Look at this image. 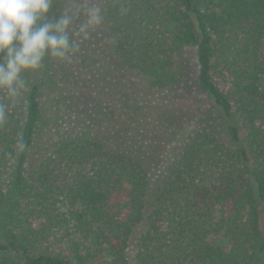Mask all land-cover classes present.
Masks as SVG:
<instances>
[{
  "label": "trees",
  "instance_id": "1",
  "mask_svg": "<svg viewBox=\"0 0 264 264\" xmlns=\"http://www.w3.org/2000/svg\"><path fill=\"white\" fill-rule=\"evenodd\" d=\"M66 6L76 8L54 0L50 14ZM101 9L117 66L154 91L182 82L179 57L195 49L198 89L231 146L191 133L156 184L149 155L120 140L60 135L29 162L46 128L41 87L30 83L22 106L0 90V264H264V0H102Z\"/></svg>",
  "mask_w": 264,
  "mask_h": 264
},
{
  "label": "rangeland",
  "instance_id": "2",
  "mask_svg": "<svg viewBox=\"0 0 264 264\" xmlns=\"http://www.w3.org/2000/svg\"><path fill=\"white\" fill-rule=\"evenodd\" d=\"M73 2L78 8L86 0ZM88 2L101 8L102 0ZM82 20V16L78 18L74 27ZM179 61L186 70L180 84L163 92L150 89L141 77L117 66L104 23L89 38L80 40L78 50L68 60L46 57L41 69L23 74L26 88L30 83L40 85L46 118V128L38 136L29 162L46 153L60 135L95 137L107 145L120 140L118 144L135 147L149 155L147 168L152 184H156L191 133L209 132L231 146L220 112L198 89L195 49H185ZM26 88L15 100H10L12 104L22 106ZM12 169L13 165L7 169V177ZM139 232L140 229L137 235ZM260 232L261 246L264 244L263 209ZM214 241L224 245V240ZM46 246L53 253L67 254L65 242L50 239ZM135 251L136 236L128 250L129 258L132 259Z\"/></svg>",
  "mask_w": 264,
  "mask_h": 264
},
{
  "label": "clouds",
  "instance_id": "3",
  "mask_svg": "<svg viewBox=\"0 0 264 264\" xmlns=\"http://www.w3.org/2000/svg\"><path fill=\"white\" fill-rule=\"evenodd\" d=\"M54 0H0V90L15 100L26 88L23 74L42 68L45 58L68 60L79 48L81 39L104 20L95 3L78 8L66 6L59 15H51ZM83 17L74 27L75 21ZM6 105L0 103V122Z\"/></svg>",
  "mask_w": 264,
  "mask_h": 264
}]
</instances>
